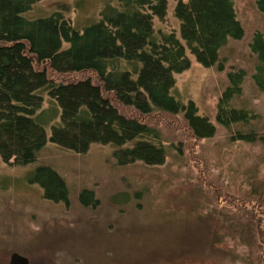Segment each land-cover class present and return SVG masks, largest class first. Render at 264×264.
<instances>
[{"label": "rangeland", "instance_id": "374dc122", "mask_svg": "<svg viewBox=\"0 0 264 264\" xmlns=\"http://www.w3.org/2000/svg\"><path fill=\"white\" fill-rule=\"evenodd\" d=\"M234 1L246 36L222 50L225 70L191 56V67L176 75L173 90L184 102H196L199 114L216 125V135L199 140L182 115L155 112L142 120L161 134L167 150L162 165L120 164L116 148L101 144L79 154L49 142L39 160L25 167L0 157V264H9L16 252L31 264H264V143L232 140L216 117L220 97L232 87L229 71L244 68V92L234 104L256 115L254 129L264 135V94L252 81L256 63L249 48L255 32L264 37V12L256 0ZM107 2L118 4L40 0L24 16L61 10L81 30L100 18ZM169 2L156 29L171 32L179 22L175 2ZM40 165L53 167L65 180L69 204L46 199L32 182ZM262 185L261 195H254ZM84 191L97 202L84 204ZM247 225L256 228L252 247L240 242Z\"/></svg>", "mask_w": 264, "mask_h": 264}, {"label": "trees", "instance_id": "16d2710c", "mask_svg": "<svg viewBox=\"0 0 264 264\" xmlns=\"http://www.w3.org/2000/svg\"><path fill=\"white\" fill-rule=\"evenodd\" d=\"M38 1L0 0V157L5 164L32 165L50 142L79 154L94 144L113 145L120 164L162 165L167 150L161 134L142 120L155 112L182 115L199 140L216 135V125L199 114L196 102H184L173 90L176 75L191 67V56L225 70L222 50L246 36L234 0H173L179 26L171 32L156 29L170 11L169 0L107 2L100 18L81 30L61 10L26 18ZM255 4L264 12V0ZM249 48L256 63L252 81L264 94L261 32L254 33ZM229 77L232 87L219 99L218 124L232 132V140L264 143L254 129L256 115L234 104L244 92L247 70L231 69ZM32 182L46 199L69 204L66 182L53 167L38 166ZM262 188L254 195L259 197ZM80 200L97 202L90 191ZM242 227L233 232L240 231L242 246L252 247L256 228Z\"/></svg>", "mask_w": 264, "mask_h": 264}, {"label": "water", "instance_id": "95a60500", "mask_svg": "<svg viewBox=\"0 0 264 264\" xmlns=\"http://www.w3.org/2000/svg\"><path fill=\"white\" fill-rule=\"evenodd\" d=\"M9 264H31V262L29 258L16 252L11 255Z\"/></svg>", "mask_w": 264, "mask_h": 264}]
</instances>
